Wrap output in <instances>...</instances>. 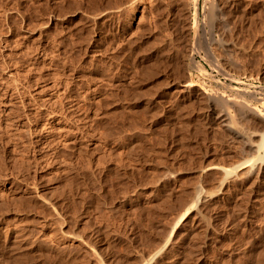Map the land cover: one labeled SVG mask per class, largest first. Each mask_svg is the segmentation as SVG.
<instances>
[{
  "label": "rangeland",
  "instance_id": "rangeland-1",
  "mask_svg": "<svg viewBox=\"0 0 264 264\" xmlns=\"http://www.w3.org/2000/svg\"><path fill=\"white\" fill-rule=\"evenodd\" d=\"M192 1L0 0V228L39 242L37 264H139L196 187L218 192L208 167L255 158L207 107L239 93L264 109V0H215L212 23L214 0H198L196 30ZM211 53L242 82L225 79ZM181 66L218 98L177 94ZM246 182L210 212L220 240L205 258L187 255L188 239V253L172 242L166 262L264 264V180ZM247 209L255 216L243 223ZM57 227L67 231L58 243Z\"/></svg>",
  "mask_w": 264,
  "mask_h": 264
},
{
  "label": "bare ground",
  "instance_id": "bare-ground-1",
  "mask_svg": "<svg viewBox=\"0 0 264 264\" xmlns=\"http://www.w3.org/2000/svg\"><path fill=\"white\" fill-rule=\"evenodd\" d=\"M132 1V0H131ZM217 1V0H216ZM215 0L212 1L213 3L210 4L212 5L210 8V12H207V17L206 20H209L212 23V19L214 21L215 19V15L217 13H215V11H220V4L219 1L216 2ZM121 2V1H120ZM130 2V1H129ZM190 2V1H188ZM221 2V1H220ZM185 3V2H184ZM115 4V3H114ZM122 4V3H121ZM190 4V3H189ZM193 7H194V25L192 26L193 29H197L198 28V15H199V8H198V0H193L192 1ZM115 7V6H114ZM209 7V6H208ZM217 17V16H216ZM224 20V19H222ZM188 27V26H187ZM190 32V31H189ZM187 33V30H186ZM198 33V32H197ZM196 35V34H195ZM189 37V36H188ZM197 39V38H196ZM138 40V39H137ZM220 40V39H219ZM188 41V40H187ZM217 41V40H215ZM214 41V42H215ZM137 42V41H136ZM200 43V42H198ZM133 44V43H132ZM196 44V43H195ZM193 45V51L192 53H195L196 51V45ZM160 46V45H159ZM216 46V45H215ZM218 46V45H217ZM198 47V46H197ZM211 49V48H210ZM149 50V49H148ZM169 50V49H168ZM182 50V49H181ZM189 49H187L188 51ZM207 50V49H206ZM166 51V50H165ZM185 51V52H187ZM190 52V51H189ZM188 52V53H189ZM208 52V51H207ZM139 53V52H138ZM210 53V52H208ZM185 54V53H184ZM187 54V53H186ZM185 54V55H186ZM212 54V53H211ZM189 55V54H188ZM184 57V56H183ZM186 57V56H185ZM192 57V54H191ZM190 57V58H191ZM188 58V56L186 57ZM212 58V63L214 66L217 67L218 72L220 71L221 74H223V76L225 77V79H230V81L232 82H242L239 79H237L238 77H235L233 75L234 70L232 69L235 66V63H232V65H234L233 67H231L232 65L230 64H226L225 61H220L219 59H217L213 54L211 55ZM226 58V57H225ZM166 59V58H165ZM184 59V58H183ZM193 59V57L191 58ZM189 59V60H191ZM181 60V59H180ZM179 60V61H180ZM230 60V59H229ZM184 61V60H183ZM233 61V60H231ZM186 62V61H184ZM189 62H193V61H189ZM227 62V61H226ZM235 62V61H234ZM104 63V62H103ZM182 63V62H181ZM108 64V63H107ZM185 64V63H183ZM188 64V63H187ZM185 64V66L187 65ZM179 65V64H178ZM184 66V65H183ZM180 69V72H182V67ZM189 66H187L188 68ZM236 67V66H235ZM238 67V66H237ZM192 68H194L192 66ZM239 68V67H238ZM237 69V68H236ZM185 70V68H184ZM240 70V69H239ZM237 70V71H239ZM187 72V69L185 70ZM185 71L182 72V74L180 73V75H183V77L186 76ZM201 72L203 71L200 70ZM236 71V74H238V72ZM205 73V71H203ZM185 73V74H184ZM246 73V72H245ZM192 74V73H191ZM240 74V73H239ZM193 75V74H192ZM248 75V74H247ZM212 77V76H211ZM194 76L192 77L191 75L187 74V77H185L183 80V82L181 83V88L178 89L177 94L179 92V94H184V93H188L190 96H196L201 100H205V101H209L212 103L211 100L214 101V96L213 92H210L209 89H207L205 87V85L203 83H199L197 84L195 82V80L193 79ZM182 79V78H181ZM214 79V78H213ZM231 83V82H230ZM244 84V83H243ZM233 87V86H232ZM232 91V89H230ZM243 90V88H242ZM212 91V90H211ZM235 94H237V91ZM244 92V91H243ZM260 93V92H259ZM244 94V93H242ZM252 94V93H251ZM250 94V95H251ZM185 95V94H184ZM183 95V97H184ZM187 95V94H186ZM227 95V94H226ZM238 96L239 93L237 94ZM236 95V96H237ZM249 95V94H248ZM175 96V95H174ZM179 96V95H177ZM225 97V95H223ZM233 95H229V98H222L220 97L221 101H224L223 103L219 104L218 102L215 105H210L207 107V113L208 116L210 115L211 117L213 116L215 119H217L216 121H219V123L221 124V126H223V128L229 133V138L235 139L236 142L239 141L240 142V146H242V151L244 149H248L251 151V153L253 152L255 155V158L252 160H250L249 158L247 159H243L240 160V162H236L234 164H229V165H221V164H215L212 165L210 167L207 168V170L211 171L214 170L215 173H217L218 175H220L219 177V190L218 192L215 193H210V192H206L204 190H201V188H197L194 190V193L192 194V197L187 201L186 206H185V210L184 212L180 215V217L178 218L176 225H173V229H171V233H169V237L167 240H163V245L159 246V248L154 249L153 251L149 252V253H145L142 256L141 262H139V264H169L168 262H166V258L168 257L169 253L172 252L170 251L169 247L170 244L172 242H178L177 245H179L177 251L178 253L182 254L185 253V251H187V246H189L187 244L188 239L190 240V243L188 241L190 245V254H187L188 256L191 257V259L193 258L195 261L194 262H200L205 258V254L208 248H210L212 245H214L219 239L218 235H214L213 232L215 233V231H213V224L211 223V218L210 216H212V210L214 211V206H216L219 202L223 201L230 195L232 194V188L230 187V184L233 185L232 182H236V180L242 179V180H246L247 182H252L253 184H255V182H259L264 180V154H262L261 152L264 153V109L259 108L257 106H255V104H252L250 102H246L249 101L248 99L246 101L243 100V98H238ZM195 97V98H196ZM217 97V96H216ZM228 97V95L226 96ZM243 97V95L241 96ZM177 98V97H176ZM194 98V97H193ZM218 98V97H217ZM223 100H222V99ZM248 98V97H246ZM253 98V96H252ZM251 98V100H253ZM255 98V96H254ZM189 99V98H188ZM245 99V96H244ZM261 99V98H260ZM195 100V99H194ZM153 101V100H152ZM255 101V100H254ZM262 101V100H261ZM264 101V100H263ZM262 103V102H261ZM154 104V103H153ZM198 104V103H197ZM263 104V103H262ZM261 104V105H262ZM206 109V108H205ZM203 112V111H202ZM187 114V113H186ZM203 115V114H202ZM189 117V116H188ZM210 117V118H211ZM203 120V118H202ZM201 120V121H202ZM207 120V119H206ZM213 120V118H212ZM251 121H259V124L261 126V129H255L257 127L254 128L253 127V122L251 124V127H253L254 129L250 128V124L248 122ZM193 123V122H192ZM217 123V122H216ZM247 123V125H246ZM183 124V123H182ZM249 124V127H248ZM258 124V126H259ZM216 125V124H215ZM211 127V126H210ZM215 127V126H214ZM260 128V127H259ZM205 129V128H204ZM208 129V128H207ZM205 129V130H207ZM222 129V128H221ZM224 130V131H225ZM215 131V130H214ZM223 130H220V132ZM219 132V131H218ZM216 133V132H215ZM225 133V132H224ZM227 135V133H225ZM224 135V134H223ZM226 137V136H225ZM227 138V137H226ZM232 139H229L232 141ZM234 141V140H233ZM238 145V146H239ZM238 148V147H237ZM231 149V148H230ZM247 150V151H248ZM231 151V150H230ZM235 151V150H234ZM236 153V152H235ZM244 153V152H242ZM246 153V152H245ZM248 153V152H247ZM250 154V153H249ZM248 154V155H249ZM231 155V154H230ZM234 155V153H233ZM232 155V156H233ZM252 155V154H251ZM231 156V158H232ZM241 156V155H240ZM257 156V157H256ZM246 157V156H245ZM252 157V156H251ZM233 163V162H232ZM1 165V164H0ZM205 171V170H204ZM203 171V172H204ZM213 172V173H214ZM79 174V173H78ZM207 174V173H206ZM243 182V181H242ZM246 182V183H247ZM239 183V182H238ZM243 185V183H242ZM252 184H248L247 187L249 188V186H251ZM259 185V183L257 184ZM256 185V186H257ZM245 186V185H244ZM255 186V185H254ZM262 186V185H261ZM165 188V187H164ZM253 188V185L252 187ZM250 188V189H251ZM36 189V188H35ZM203 189V188H202ZM248 189H246L247 191ZM253 190V189H252ZM255 190V189H254ZM258 190V189H257ZM251 190L247 191L250 192ZM65 192V191H64ZM243 192V191H242ZM252 193V192H251ZM244 194V193H243ZM247 193H245L246 195ZM250 194V193H249ZM249 194H247L249 196ZM52 195V194H51ZM64 195V194H63ZM239 194H237L238 196ZM242 195V194H240ZM53 197V196H52ZM235 197V196H234ZM239 199L240 196H238ZM44 198V197H43ZM54 198V197H53ZM237 198V197H236ZM36 199V198H35ZM34 199V200H35ZM48 199V198H47ZM231 199V197H230ZM234 199V198H233ZM248 199V198H246ZM94 200V199H93ZM229 200V199H228ZM227 201V200H226ZM235 201V200H234ZM246 201V200H245ZM35 202V201H34ZM37 202V201H36ZM43 202V201H42ZM70 202V201H69ZM243 202V200H242ZM41 203V202H40ZM43 203H49L50 202H43ZM241 203V202H240ZM35 204V203H33ZM32 204V205H33ZM46 204V205H47ZM223 204V203H222ZM221 204V205H222ZM239 204V203H238ZM237 204V205H238ZM248 204V203H247ZM253 204V203H252ZM259 204V203H258ZM40 205H43L42 203ZM46 205L44 204L43 206L46 207ZM241 205V204H240ZM67 206V205H66ZM65 206V207H66ZM73 206V205H72ZM224 206V205H223ZM31 207V206H30ZM48 207V206H47ZM51 207L54 212H56L55 210V206L54 203H52ZM77 207V206H76ZM219 207V206H218ZM226 207V206H225ZM229 207V206H228ZM227 207V208H228ZM235 207V206H234ZM247 207V206H246ZM249 207V206H248ZM251 207V206H250ZM257 207V206H256ZM42 208V207H41ZM50 208V209H51ZM61 208H63L61 206ZM67 208V207H66ZM226 208V209H227ZM242 208V207H241ZM258 208V207H257ZM59 209V208H58ZM80 209V208H79ZM220 209V207L218 208ZM233 209V208H231ZM243 209V208H242ZM69 209L67 208V211ZM229 210V209H228ZM245 210V208H244ZM253 210V209H252ZM258 210V209H257ZM264 210V209H263ZM42 211V210H41ZM44 211V210H43ZM42 211V212H43ZM46 211V210H45ZM49 211V210H48ZM63 209L60 211V213H62ZM243 211V210H242ZM256 211V210H255ZM254 211V212H255ZM18 212V211H17ZM52 212V210H51ZM53 212V214L55 215V213ZM58 212V211H57ZM211 212V213H210ZM254 212L247 209L244 213V215H242L243 218H241L242 222L246 223L247 220L249 221L250 219H252V217H254ZM35 213V212H34ZM41 213V212H40ZM46 213V212H45ZM50 213V211H49ZM70 213V212H69ZM219 213V212H218ZM44 214V213H43ZM256 214V213H255ZM42 215V214H41ZM51 215V214H50ZM209 215V216H208ZM72 216V215H71ZM257 216V215H256ZM45 217V216H44ZM53 217V215H52ZM63 217V216H62ZM251 217V218H249ZM46 218V217H45ZM63 219V218H62ZM254 219V218H253ZM61 220V219H60ZM65 220V219H64ZM240 220V221H241ZM255 220V219H254ZM49 221V220H48ZM55 222V221H54ZM63 222V220L61 221ZM252 223V221H251ZM57 224V223H56ZM17 225V224H16ZM48 225V224H47ZM62 225V223H61ZM244 225V224H243ZM64 226V225H62ZM71 226V225H70ZM73 226V225H72ZM247 226V225H246ZM45 227V226H44ZM13 228H8V227H3V229H1L2 232L0 235V261L1 263H6V264H37L36 260V256H40L42 257L40 248H41V244L35 240H33L31 238V236L25 232V230L23 231V229H14ZM242 227H239V229ZM217 230V229H216ZM230 230V229H229ZM69 231V230H68ZM31 232V231H30ZM72 232V231H71ZM70 232V233H71ZM75 232V231H74ZM36 233V232H35ZM69 233V232H68ZM231 233V232H230ZM233 233V232H232ZM239 233V232H238ZM31 234V233H30ZM72 234H74L72 232ZM219 234V233H218ZM237 234V233H236ZM235 234V235H236ZM55 236V240L58 242H61V240L63 238L66 237L67 235V231H64L61 228L56 229V231L53 234ZM75 235V234H74ZM80 235V234H79ZM77 234V236H79ZM184 236L183 238L181 236ZM232 235V234H231ZM70 236V235H69ZM76 236V235H75ZM76 236V237H77ZM75 238V237H74ZM73 238V239H74ZM82 238V237H81ZM57 246V251L59 253L57 254H62V256L64 257V255H68L67 258H69L68 260H73L74 258H72L69 255V252L67 253V250H63L64 247L61 249L58 245ZM94 243V242H93ZM48 244V243H47ZM55 244V243H53ZM162 244V242H161ZM160 245V244H159ZM89 246V245H88ZM93 246V245H92ZM173 246V245H172ZM187 247V248H186ZM47 248V247H46ZM95 248V247H94ZM102 248V247H101ZM172 248V247H171ZM108 249V248H107ZM51 250V249H50ZM172 250V249H171ZM107 251V250H106ZM174 251V250H173ZM47 252V251H46ZM94 252V251H93ZM109 252V251H108ZM176 252V251H175ZM104 253V252H103ZM173 253V252H172ZM205 253V254H204ZM37 254V255H35ZM79 254V253H78ZM85 254V253H84ZM180 254V255H181ZM48 255V254H47ZM93 255V254H92ZM178 255V254H177ZM44 256V255H43ZM105 256V255H104ZM107 256V255H106ZM112 256V255H111ZM141 256V255H140ZM254 256V255H253ZM92 257V256H91ZM113 257V256H112ZM138 257V256H137ZM187 257V256H186ZM66 258V257H65ZM83 258V257H82ZM38 259V258H37ZM63 259V258H62ZM77 260V258H75ZM100 259L101 261V256L100 258L98 257V260ZM111 259V257H110ZM117 259V257H116ZM135 259V258H134ZM133 259V260H134ZM61 260V259H60ZM67 260V261H68ZM85 260V259H84ZM107 260V259H106ZM184 260V259H183ZM182 260V261H183ZM66 261V262H67ZM115 261V260H114ZM113 261V262H114ZM123 261V260H122ZM188 261V260H187ZM191 261V260H190ZM193 261V260H192ZM77 262V261H76ZM99 262V261H98ZM102 262V261H101ZM118 262V261H117ZM88 263V262H87ZM254 263V262H253ZM103 264V263H102ZM194 264V263H193Z\"/></svg>",
  "mask_w": 264,
  "mask_h": 264
}]
</instances>
